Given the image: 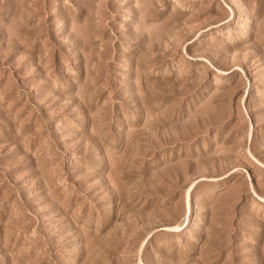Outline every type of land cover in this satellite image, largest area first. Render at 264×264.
Returning a JSON list of instances; mask_svg holds the SVG:
<instances>
[{
    "label": "rangeland",
    "instance_id": "rangeland-1",
    "mask_svg": "<svg viewBox=\"0 0 264 264\" xmlns=\"http://www.w3.org/2000/svg\"><path fill=\"white\" fill-rule=\"evenodd\" d=\"M0 264H264V0H0Z\"/></svg>",
    "mask_w": 264,
    "mask_h": 264
},
{
    "label": "bare ground",
    "instance_id": "bare-ground-1",
    "mask_svg": "<svg viewBox=\"0 0 264 264\" xmlns=\"http://www.w3.org/2000/svg\"><path fill=\"white\" fill-rule=\"evenodd\" d=\"M187 212H188V213L190 212V206H188V208H187Z\"/></svg>",
    "mask_w": 264,
    "mask_h": 264
}]
</instances>
